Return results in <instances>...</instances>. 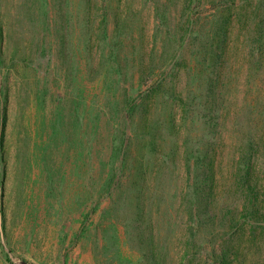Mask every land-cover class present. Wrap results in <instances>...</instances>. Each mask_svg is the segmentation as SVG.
Listing matches in <instances>:
<instances>
[{
  "label": "rangeland",
  "instance_id": "rangeland-1",
  "mask_svg": "<svg viewBox=\"0 0 264 264\" xmlns=\"http://www.w3.org/2000/svg\"><path fill=\"white\" fill-rule=\"evenodd\" d=\"M213 1L195 11L196 27L211 30L206 35L216 25L207 19L217 12ZM184 6V0H0V264L211 262V234L195 225L192 240L184 204L189 164L194 170L201 160V128L187 130L177 103L158 96L147 116L157 130L145 131L137 120L134 129L123 127L120 109L152 84L138 72L149 61L157 79L165 75L164 88L193 90L190 103L216 76L205 78V49L184 34ZM229 29L217 85L228 95L223 112L264 90V65L251 69L243 47L246 30L236 20ZM244 112L239 120L229 113L223 119L214 164L217 215L241 202L231 133ZM188 135L194 139L185 143ZM256 166L264 185V158ZM237 242V259L224 255L231 264H264L262 243L249 231Z\"/></svg>",
  "mask_w": 264,
  "mask_h": 264
},
{
  "label": "trees",
  "instance_id": "trees-1",
  "mask_svg": "<svg viewBox=\"0 0 264 264\" xmlns=\"http://www.w3.org/2000/svg\"><path fill=\"white\" fill-rule=\"evenodd\" d=\"M185 6L182 9L181 16L186 23L185 36L195 44L199 41L201 49H205L204 58L207 59L208 65L205 68L208 74L205 78H209V74H215V77L209 78L210 84L203 90L200 100L199 97H191V103L187 100V92L193 93V90L175 88L166 89L161 85V80H164L165 75L161 74V78H156L155 65L150 63L139 66L138 72L140 79L146 84L152 82L140 93V99L124 100L120 107L121 115L125 118L123 127L133 129L135 123H141L146 131L149 127H154L157 130V121L149 122L147 119L150 113L151 99L158 96V100L166 99L169 103H177L180 108V119L186 124L187 130L201 128L204 140L197 147L196 152H200L201 160L197 159L194 170L192 163L189 164L190 174L189 179L185 184L187 192L184 195V204L188 209L190 222L188 229L191 238L194 240L196 231L194 226H203L211 234L206 239L207 244L211 246L213 255L209 264H231L233 260L226 259L224 255H233L237 259L239 243L238 239L249 231L252 239L261 241V246L264 253V185L259 178L260 171L256 164L260 158H264V90L256 95L261 97H248L244 103L234 105L227 108V112H223L226 107L228 95L226 90L219 88L217 85L222 70L221 65L227 61L225 58V49L229 38V26L234 20L244 28V43L243 47L248 52V63L251 69L255 66L261 67L264 65V0H218L213 1L216 13L209 15L207 19L216 20L214 31L210 35L211 30L203 31L197 28L200 22L198 15L201 3L203 0H184ZM217 3V4H216ZM236 3H240L236 5ZM3 34V26L0 23V38ZM206 35V36H205ZM182 37V35H181ZM220 51L219 54L214 53L215 50ZM205 59H203L205 61ZM203 65V63H200ZM212 65L213 67H211ZM201 74H203L201 72ZM217 82V83H216ZM197 89V90H198ZM247 108V111L245 108ZM244 110L247 116L241 122H233L234 130L231 133L235 140V151L237 153L234 159L233 177L241 184V202L235 206L236 208H228L222 212L219 218L218 210L214 205V190H215V165L216 157L222 145L223 133L221 128L224 127L223 119H228V113L233 118L238 117V114ZM224 113V115H223ZM239 120L238 118H236ZM5 125V118H2V130ZM1 130V132H2ZM144 132L142 135H146ZM188 134V131H187ZM1 135V134H0ZM194 136L188 135L184 142L189 143L194 139ZM126 141V140H125ZM192 152V151H191ZM190 152V153H191ZM264 171V169L262 170ZM259 174V175H258ZM193 197V198H192ZM183 198V199H184ZM197 208V211L192 209ZM215 209V212L212 210ZM195 220L197 224H195ZM228 225V229H225ZM209 227V228H208ZM221 232L217 236V231ZM216 231V232H215ZM222 240L221 245H216V241ZM195 242V241H194ZM224 245V246H223ZM220 248L219 255H216L217 249ZM192 257L194 254H191ZM213 259V260H212ZM235 259V260H236ZM264 263V260H263Z\"/></svg>",
  "mask_w": 264,
  "mask_h": 264
},
{
  "label": "water",
  "instance_id": "water-1",
  "mask_svg": "<svg viewBox=\"0 0 264 264\" xmlns=\"http://www.w3.org/2000/svg\"><path fill=\"white\" fill-rule=\"evenodd\" d=\"M24 264H27V263H24Z\"/></svg>",
  "mask_w": 264,
  "mask_h": 264
}]
</instances>
